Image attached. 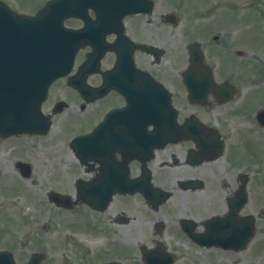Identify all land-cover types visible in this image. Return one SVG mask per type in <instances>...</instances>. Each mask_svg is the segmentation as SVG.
I'll return each mask as SVG.
<instances>
[{"label":"flooded vegetation","instance_id":"flooded-vegetation-1","mask_svg":"<svg viewBox=\"0 0 264 264\" xmlns=\"http://www.w3.org/2000/svg\"><path fill=\"white\" fill-rule=\"evenodd\" d=\"M48 1L0 0V250L17 264H222L225 253L244 254L252 264L256 249L264 255V206L257 201L264 198V100L257 99L259 89L242 87L233 51L249 49L239 41L241 28L264 29V0H151L150 9L124 16L120 46L134 45V70L162 82L177 110L163 146L153 144L152 113L119 115L126 98L110 75L115 51L87 76L88 99L70 76L59 78L35 118L47 130H15L27 118L7 113L17 109L8 105L10 94L29 89L23 70L33 49L23 43L17 50L15 26L41 15ZM46 20L26 28L41 32ZM118 37L111 32L107 39ZM197 45L219 89L193 99L184 75ZM91 49L80 52L76 65ZM126 59L122 73L132 69ZM84 134L88 140L75 141ZM128 177L134 193L118 189ZM242 187L247 200L234 211ZM82 192L91 201H80ZM55 194L71 196L65 202ZM251 216L256 234L246 248L217 244L244 238L239 222L247 231Z\"/></svg>","mask_w":264,"mask_h":264},{"label":"rangeland","instance_id":"rangeland-1","mask_svg":"<svg viewBox=\"0 0 264 264\" xmlns=\"http://www.w3.org/2000/svg\"><path fill=\"white\" fill-rule=\"evenodd\" d=\"M249 16L255 19V21H258V19L256 18V13L250 14ZM240 40L247 41L249 44L246 43V45H248L249 49L257 55L255 56L249 53L246 54L244 57L238 56L235 58L236 62L238 63L239 74L244 75L245 77H240V79L245 80L241 83V85L246 90H253L255 89V86L257 84L255 82L257 81V78L262 79L260 80L259 87V91L261 92V94L260 97L257 96V99L264 100V29L258 25H255V27L251 29L241 28L239 33V41ZM249 64L251 65V67L249 66ZM259 147H261V145ZM256 165L258 169L259 164L257 163ZM259 193L263 194V191L261 190V192H257V198L259 197ZM262 203H264V201H262ZM258 243L259 242L256 241V245H258ZM257 251L258 249H256V254L251 256L253 257L252 264H264V255L260 256ZM235 255L236 254L225 253L222 257V264H248L247 260L249 258L247 256H245L244 254L236 256ZM234 258H239V262H233Z\"/></svg>","mask_w":264,"mask_h":264},{"label":"water","instance_id":"water-1","mask_svg":"<svg viewBox=\"0 0 264 264\" xmlns=\"http://www.w3.org/2000/svg\"><path fill=\"white\" fill-rule=\"evenodd\" d=\"M61 1V0H60ZM56 2H58V0L57 1H54V4L56 3ZM82 2V1H81ZM63 3L64 4H67V3H69V4H73V2L72 1H63ZM84 5V6H83ZM83 7L86 9L88 6H90L91 4L88 2V1H84V3H83ZM78 8H81L80 6H75V12L77 11V9ZM73 8H70L69 10H72ZM68 12V8H65V15L63 16L64 18L65 17H67V12ZM76 14V13H75ZM102 17L100 18H98V20H100L99 22H97V23H93V22H91V21H89L87 18H86V20H87V24H86V26L84 27V28H82V29H78V30H74V29H69V28H63V39H64V58H65V55H66V53L68 52V50H69V52L67 53V56H66V59H67V61H66V63H65V65H64V71H65V69L66 70H68V68L70 67V65H71V63H72V58H73V54H74V52H75V40H78L79 38H80V36L82 35V34H84V33H86L87 32V29L88 30H90L89 28L90 27H92V28H97V31H96V33H97V35L98 34H100L101 33V27L103 26V23H101L102 22ZM90 26V27H89ZM76 48H77V46H76ZM63 71V73H65ZM150 88V87H149ZM144 89H146V90H148V88L147 87H145ZM156 89H158L157 87H156ZM155 89V87H154V90H156Z\"/></svg>","mask_w":264,"mask_h":264}]
</instances>
